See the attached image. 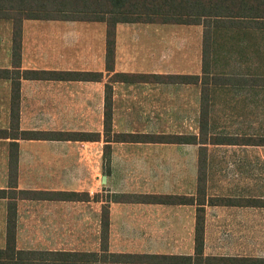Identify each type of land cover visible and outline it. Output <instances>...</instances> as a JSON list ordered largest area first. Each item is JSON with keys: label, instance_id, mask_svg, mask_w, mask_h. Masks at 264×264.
I'll return each mask as SVG.
<instances>
[{"label": "crops", "instance_id": "0c3cea01", "mask_svg": "<svg viewBox=\"0 0 264 264\" xmlns=\"http://www.w3.org/2000/svg\"><path fill=\"white\" fill-rule=\"evenodd\" d=\"M159 25L185 24L117 22L108 39L105 21L24 18L15 31L12 19L0 18V249L12 203L17 250L91 259L101 252L106 210L109 253L194 254L198 204L173 203V195H197L200 147L206 198L220 196L210 188L213 158L264 147V48L236 41L237 53L226 57L211 41L203 61L201 38L187 70L176 60L184 49L145 37ZM250 47L261 56L248 57ZM180 75L197 79L173 80ZM225 125H236L233 134ZM173 135L195 140L173 143ZM243 197L248 202L202 205L204 255L253 257L221 242L234 237L242 214L258 213L251 199L263 197Z\"/></svg>", "mask_w": 264, "mask_h": 264}, {"label": "trees", "instance_id": "16d2710c", "mask_svg": "<svg viewBox=\"0 0 264 264\" xmlns=\"http://www.w3.org/2000/svg\"><path fill=\"white\" fill-rule=\"evenodd\" d=\"M139 15H145L139 19ZM0 18L12 19L19 24L21 19H75L86 21H105L107 37L114 32L117 22H161L174 24H201L203 29V61L209 52L211 41L209 30L225 27L244 26L264 29V0H0ZM213 19V20H212ZM211 22V24L209 23ZM203 23V22H202ZM209 28V30H208ZM205 33V34H204ZM110 41V40H108ZM176 78L189 81L195 76L180 75ZM207 109L201 102L200 123L206 119ZM105 130L110 129L108 111H105ZM24 136H36L32 132H19ZM123 138L125 135H115ZM195 137L173 135V143L188 142ZM231 141V138L223 139ZM193 142V141H192ZM203 143L202 141H200ZM197 195L194 197L173 195V203L198 204L195 221V252L193 255H135L115 254L107 251L108 216L103 210L101 252L92 253L84 260V253L48 254L37 251H22L15 248V211L9 204L8 234L6 246L0 249V264H264V257L212 256L203 254L204 243V207L206 200L210 204L244 203L230 197H209L205 193V147L199 148ZM14 157H11L13 163ZM15 176L11 171V179ZM3 193V191H0ZM263 199H252V203L264 206ZM247 202V201H246ZM245 205V204H244ZM91 261V263H89Z\"/></svg>", "mask_w": 264, "mask_h": 264}, {"label": "rangeland", "instance_id": "374dc122", "mask_svg": "<svg viewBox=\"0 0 264 264\" xmlns=\"http://www.w3.org/2000/svg\"><path fill=\"white\" fill-rule=\"evenodd\" d=\"M145 17V15L138 16L140 20L144 19ZM202 22L201 24H192L199 25L201 30L199 26H186L188 24L173 26L159 25L153 28L154 34L140 32L139 35H143L145 33L146 38L150 37V35H154L158 41H173V49L181 48L185 50L184 54H178V58L176 59L177 65L181 66L183 69L192 70L194 56H197V53H199L198 43L201 41V38L202 41L204 39L201 31L204 29L206 22L205 20ZM209 23L211 24V22ZM208 34L209 38H206L205 40L220 41V46L224 47V49H222L223 53H227L224 54L226 57H232L234 56L235 52L237 53L235 47L239 44H237L236 41H257L259 48H264V29H258L257 27H253L251 25L249 27L244 26L243 28H232L229 26L222 29H214L211 27ZM133 39V41H136L135 38ZM251 47L246 50L248 57L250 56L252 58H256L257 55L259 57L261 56V51L264 53V50H260L259 54H254ZM229 59L231 60L229 62L230 66L229 63H226V65H228L227 67H230L229 69H231L232 58ZM179 60L183 61L184 63H179ZM173 80L181 79L173 78ZM224 127L226 132L233 134L236 125L234 127L225 125ZM246 129L250 130V128ZM233 137L234 136H231L232 139ZM224 149H231V151L233 150L232 147ZM235 150V155L239 153L241 156L239 160L236 159V156L233 155L232 152H227L223 155L220 154V158H213L211 160V171L209 172L211 192L212 189L214 190L215 188H218L216 191L220 196L214 197H221L222 194H224L222 197H230L234 200L248 202V199L244 198L243 196L252 194L256 196H262V201H264V147H247L244 149L235 148ZM218 167H220L219 174L217 173ZM207 177L208 175L205 169V183ZM217 179L218 184L215 186ZM257 211L258 213L256 216H245V214H242V220L234 221V237L222 238V243L230 244V248L224 251H228L234 255L237 254L252 255L253 257H264V206H259ZM222 229L223 234H225V231L229 230L230 227H226L223 223Z\"/></svg>", "mask_w": 264, "mask_h": 264}]
</instances>
